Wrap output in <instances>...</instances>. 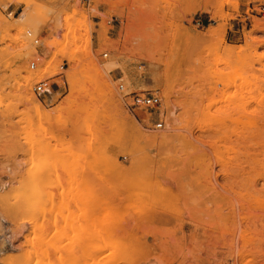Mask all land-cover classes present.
<instances>
[{
    "label": "rangeland",
    "instance_id": "1",
    "mask_svg": "<svg viewBox=\"0 0 264 264\" xmlns=\"http://www.w3.org/2000/svg\"><path fill=\"white\" fill-rule=\"evenodd\" d=\"M263 3L0 0V264H264Z\"/></svg>",
    "mask_w": 264,
    "mask_h": 264
},
{
    "label": "built area",
    "instance_id": "2",
    "mask_svg": "<svg viewBox=\"0 0 264 264\" xmlns=\"http://www.w3.org/2000/svg\"><path fill=\"white\" fill-rule=\"evenodd\" d=\"M79 2H87L89 3V0H78ZM251 11H254L257 16H260L264 19V3L258 4L255 6V8ZM10 15V14H8ZM27 36H30L29 32H26ZM34 43H37V40H33ZM103 57H106V54L102 55ZM30 69H33L34 63L31 62L29 64ZM47 89L46 82L39 81L36 83L33 87V92L36 95L45 94ZM117 90L122 94V100L124 102V105L131 111L133 110H143L146 112H151L153 110H156L160 106V98L156 93H150L147 91L142 92H124L123 85H118ZM157 113V120L154 124V127L157 129H161L163 127V121L159 119V112L154 111ZM144 118V117H143ZM149 121V119L147 120Z\"/></svg>",
    "mask_w": 264,
    "mask_h": 264
},
{
    "label": "bare ground",
    "instance_id": "3",
    "mask_svg": "<svg viewBox=\"0 0 264 264\" xmlns=\"http://www.w3.org/2000/svg\"><path fill=\"white\" fill-rule=\"evenodd\" d=\"M25 11H28V10H25ZM24 11V13H21L19 16H18V18H15V21H19V20H24V19H26V12ZM28 17V16H27ZM257 32L259 31V29L257 28V30H256ZM114 66H116V64L115 63H113V62H107V63H105V65H104V67H103V73L105 74V75H107V73L114 67ZM149 68H152V69H155L156 68V66L152 63V62H149ZM38 107H40V106H38Z\"/></svg>",
    "mask_w": 264,
    "mask_h": 264
}]
</instances>
